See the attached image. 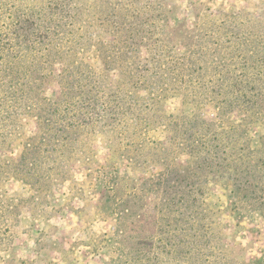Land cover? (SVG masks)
Returning <instances> with one entry per match:
<instances>
[{"label": "rangeland", "instance_id": "374dc122", "mask_svg": "<svg viewBox=\"0 0 264 264\" xmlns=\"http://www.w3.org/2000/svg\"><path fill=\"white\" fill-rule=\"evenodd\" d=\"M108 1L118 5L0 0L1 170L40 126L44 137L63 125L81 130L76 147L39 169L51 175L47 187L0 173V264H264L262 179L239 195L222 180L243 154L264 161L249 153L264 149V0L143 7L156 16L134 24L142 61L135 45L117 55L138 72L114 76L104 69L114 39ZM113 34L116 45L126 40ZM110 76L130 98L107 89ZM80 87L81 103L64 101ZM202 157L194 177H216L196 196L202 231L179 237L163 215L175 194L165 179ZM229 157L225 172L212 170Z\"/></svg>", "mask_w": 264, "mask_h": 264}, {"label": "trees", "instance_id": "16d2710c", "mask_svg": "<svg viewBox=\"0 0 264 264\" xmlns=\"http://www.w3.org/2000/svg\"><path fill=\"white\" fill-rule=\"evenodd\" d=\"M155 2L159 3V6L162 8V13L164 12V6L162 0H118V5H115V3H112L111 1H108V6L112 8L110 11V14L108 16V20L106 21L108 26L112 27V39L113 41L110 42L109 46L111 48H107L112 54L107 56V62H105L104 69L108 70L110 74L113 75V72L118 71L119 74L124 72V69H128L131 71L132 74L137 73L139 68H135L131 66L132 63L128 61L126 57H124L121 61L117 60V55L124 56L126 49L128 46L135 45L136 46V54L134 55L135 58H138L139 61H142V58L138 57V54L141 51V44L137 43V41H134V35H135V29L134 24H137V22L140 19H143L144 17L153 18L156 16L152 12L153 6L155 5ZM120 7V14L122 15V18H119L117 15L115 7ZM146 6L149 8L153 7L150 11L144 9ZM161 14V13H160ZM128 15H131V19L128 17ZM76 16L75 14L73 17ZM59 26V22L56 23L57 27ZM115 30H118V33L120 34L121 39L123 35L126 36V40L121 43V45H116L115 39L116 35L113 33ZM117 44L120 43V38L116 39ZM149 40V39H148ZM120 41V42H118ZM160 41V40H159ZM151 47H153L152 43H149ZM150 47V48H151ZM155 51V50H154ZM168 53H165L166 55ZM151 56L155 55L154 53L150 54ZM138 61V62H139ZM145 61V59H143ZM115 64L120 65L121 69L119 67L115 66ZM143 66V65H142ZM136 70L134 72V70ZM134 72V73H133ZM96 71L89 70L88 75L94 76ZM114 76V75H113ZM113 76L109 77V80L111 81V85L108 86V90L112 91L116 97L120 95L123 97V100H127L128 95L122 92L120 89L119 84L120 79H115ZM113 89V90H112ZM87 89L82 90L80 88H76L73 90L74 96L72 98H66L64 101H76L77 103H81V98L79 95L86 92ZM120 96V100H121ZM97 101V100H96ZM122 101V100H121ZM122 105V104H120ZM119 106V105H118ZM122 111L126 110L125 105L123 104L122 107H120ZM83 110V107L79 108V111H77L76 115L77 118H80L83 116L81 114ZM105 113H110L109 108H106L104 110ZM103 112V113H104ZM80 124H76L73 126L71 130L65 129V126L63 125L62 129H57L53 131V135L44 137L42 135L43 133V127H39V131L36 135L29 136V138L24 142L23 150L20 151L16 157H9L4 156L3 158V165L2 167L4 170H1L0 166V173L5 172H11L12 176H16V178L24 180L26 183L31 185H37L41 184L48 186L50 183V174H45L43 172H40L39 169H43L48 161L51 159L52 155L55 152L63 151V150H70L76 147L78 144L79 136H80ZM43 136V137H42ZM205 144V143H203ZM10 148V147H9ZM264 149L257 148L254 149L253 152H249L252 154L251 156H255L257 154H260L261 158H264ZM207 157H202L198 163H188L187 165H179V169L181 173H177L174 175L173 178L169 177L165 179V186L167 187L168 191H173L175 194L172 195L171 199L172 201H168L169 203H165L162 205V208H166L165 211H163V215L165 216V220L167 221L168 225L174 226V230H177L176 236H183L186 233L193 232V237H199L201 232V227H195L202 223L205 212L200 209L201 207V201H196V199L199 196H205L204 190L200 188V185H206L207 189L210 190L209 183L212 180H216V177H213L212 171H207L203 176L194 177V173L198 171L199 169H202L206 166L203 165V161L206 160ZM221 159H226L227 157L220 156ZM233 157H229V161L227 164H222L220 162L213 163L212 170L214 169L215 165L218 164L220 167V171L225 172L226 165H229L232 163ZM1 165V164H0ZM194 166V168H192ZM235 167L234 171L232 173H224L223 174V182L230 185V182H232V188L233 190L239 195L242 194L243 191H250L252 192L254 185V180H261L262 184L264 185V161H260L259 163L256 162V158H252L250 156H247L246 154H243V156H240L236 159L235 165H232ZM67 172V171H66ZM41 174V175H38ZM200 174V172H199ZM13 176V177H14ZM260 176V177H256ZM222 178V176L220 177ZM212 179V180H211ZM53 179L52 182L54 183ZM203 181L201 184L200 182ZM197 183V184H196ZM186 191V192H185ZM258 191H263L261 188H258ZM181 192H184V195L187 197H184L183 194H179ZM179 196V199H176V196ZM198 195V197H196ZM252 197V196H251ZM260 198H264V195L258 196ZM183 198H186L187 201H182ZM190 198H193L190 200ZM264 212V211H263ZM182 240V238H181ZM183 241V240H182Z\"/></svg>", "mask_w": 264, "mask_h": 264}]
</instances>
